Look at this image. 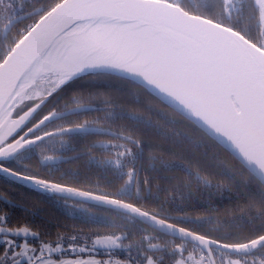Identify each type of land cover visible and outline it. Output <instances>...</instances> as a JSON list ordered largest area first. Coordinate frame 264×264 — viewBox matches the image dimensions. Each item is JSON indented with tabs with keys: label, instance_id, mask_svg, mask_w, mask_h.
<instances>
[{
	"label": "snow or ice",
	"instance_id": "obj_1",
	"mask_svg": "<svg viewBox=\"0 0 264 264\" xmlns=\"http://www.w3.org/2000/svg\"><path fill=\"white\" fill-rule=\"evenodd\" d=\"M0 175L97 229L0 264H264V0H0Z\"/></svg>",
	"mask_w": 264,
	"mask_h": 264
},
{
	"label": "trees",
	"instance_id": "obj_2",
	"mask_svg": "<svg viewBox=\"0 0 264 264\" xmlns=\"http://www.w3.org/2000/svg\"><path fill=\"white\" fill-rule=\"evenodd\" d=\"M160 183L167 184L170 182L160 181ZM0 195H7L12 201L11 204H6L0 200V209H5L9 212L13 224L27 223L42 232L51 233L53 236H55L57 231H68V229L62 227L63 225L74 224L79 229H83V235L89 236L92 235L93 231L97 230L94 225L85 224L79 219L74 220L68 216L67 213L59 209L57 204L47 199L44 194L38 193L18 182L11 183L2 175H0ZM193 201L202 205L203 209L211 210L218 207L221 212L225 209H230L234 203L227 196L217 197L213 194L210 197L207 192L194 196ZM100 231H103V229H100ZM99 258H107L103 254V250H100ZM114 258H126V253L118 250Z\"/></svg>",
	"mask_w": 264,
	"mask_h": 264
},
{
	"label": "water",
	"instance_id": "obj_3",
	"mask_svg": "<svg viewBox=\"0 0 264 264\" xmlns=\"http://www.w3.org/2000/svg\"><path fill=\"white\" fill-rule=\"evenodd\" d=\"M19 183V182H18ZM20 184H22V183H20ZM23 185V184H22Z\"/></svg>",
	"mask_w": 264,
	"mask_h": 264
}]
</instances>
